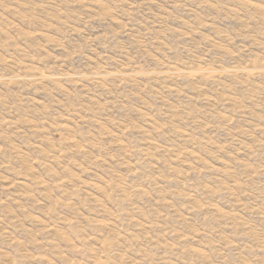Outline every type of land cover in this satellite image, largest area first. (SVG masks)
Listing matches in <instances>:
<instances>
[{
	"label": "rangeland",
	"instance_id": "1",
	"mask_svg": "<svg viewBox=\"0 0 264 264\" xmlns=\"http://www.w3.org/2000/svg\"><path fill=\"white\" fill-rule=\"evenodd\" d=\"M0 264H264V0H0Z\"/></svg>",
	"mask_w": 264,
	"mask_h": 264
}]
</instances>
